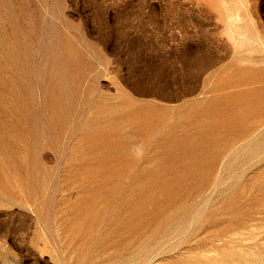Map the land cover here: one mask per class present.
I'll return each mask as SVG.
<instances>
[{"label":"rangeland","instance_id":"obj_1","mask_svg":"<svg viewBox=\"0 0 264 264\" xmlns=\"http://www.w3.org/2000/svg\"><path fill=\"white\" fill-rule=\"evenodd\" d=\"M0 264H264V0H0Z\"/></svg>","mask_w":264,"mask_h":264},{"label":"bare ground","instance_id":"obj_2","mask_svg":"<svg viewBox=\"0 0 264 264\" xmlns=\"http://www.w3.org/2000/svg\"><path fill=\"white\" fill-rule=\"evenodd\" d=\"M237 14V13H236ZM240 16V15H239Z\"/></svg>","mask_w":264,"mask_h":264}]
</instances>
